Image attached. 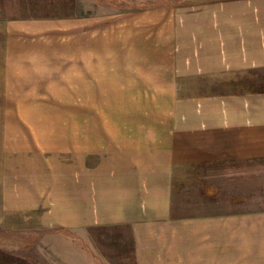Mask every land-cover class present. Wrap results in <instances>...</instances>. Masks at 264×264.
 Returning <instances> with one entry per match:
<instances>
[{
    "label": "rangeland",
    "instance_id": "1",
    "mask_svg": "<svg viewBox=\"0 0 264 264\" xmlns=\"http://www.w3.org/2000/svg\"><path fill=\"white\" fill-rule=\"evenodd\" d=\"M231 2L0 0V264H138L144 230L109 227V204L73 200L95 180L107 192L109 149L164 143L176 108L238 90L233 75L176 64L193 13ZM212 165L211 189L195 191L206 203L178 214L241 216L226 224L241 238L234 253L264 264V156Z\"/></svg>",
    "mask_w": 264,
    "mask_h": 264
},
{
    "label": "crops",
    "instance_id": "2",
    "mask_svg": "<svg viewBox=\"0 0 264 264\" xmlns=\"http://www.w3.org/2000/svg\"><path fill=\"white\" fill-rule=\"evenodd\" d=\"M193 15L198 24L191 25V42L176 64L185 66L180 70L189 76L222 75L229 81L226 75H233L238 90L213 95L220 99L191 101L185 113L176 108L164 143L139 140L137 146L109 149L107 192L98 195L95 180L84 190L89 197L73 200L109 204V227L144 230L134 239L138 264H227L232 256L233 264L241 263L234 253L241 238L226 232L227 221L238 224L241 216L226 220L225 213L179 215L177 210L206 203L195 191L211 189L209 179L220 170L210 167L214 162H253L264 156V93H257L258 81H264V0H233ZM145 239L150 247L144 248ZM146 255L154 260L145 261Z\"/></svg>",
    "mask_w": 264,
    "mask_h": 264
}]
</instances>
